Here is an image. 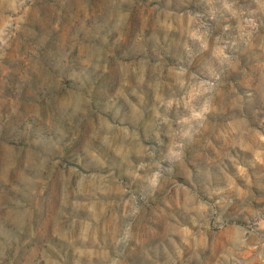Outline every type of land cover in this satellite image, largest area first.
Returning <instances> with one entry per match:
<instances>
[{
	"label": "rangeland",
	"instance_id": "374dc122",
	"mask_svg": "<svg viewBox=\"0 0 264 264\" xmlns=\"http://www.w3.org/2000/svg\"><path fill=\"white\" fill-rule=\"evenodd\" d=\"M0 264H264V0H0Z\"/></svg>",
	"mask_w": 264,
	"mask_h": 264
},
{
	"label": "clouds",
	"instance_id": "9594fccd",
	"mask_svg": "<svg viewBox=\"0 0 264 264\" xmlns=\"http://www.w3.org/2000/svg\"><path fill=\"white\" fill-rule=\"evenodd\" d=\"M152 183H153V185H155V184L157 183V179H156L155 176H154L153 179H152Z\"/></svg>",
	"mask_w": 264,
	"mask_h": 264
}]
</instances>
